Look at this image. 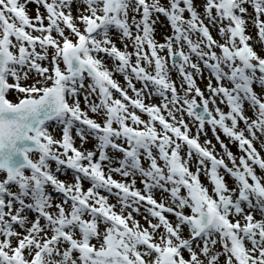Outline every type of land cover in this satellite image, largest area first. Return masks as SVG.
Listing matches in <instances>:
<instances>
[{
  "label": "snow or ice",
  "instance_id": "obj_1",
  "mask_svg": "<svg viewBox=\"0 0 264 264\" xmlns=\"http://www.w3.org/2000/svg\"><path fill=\"white\" fill-rule=\"evenodd\" d=\"M0 264H264V0H0Z\"/></svg>",
  "mask_w": 264,
  "mask_h": 264
}]
</instances>
